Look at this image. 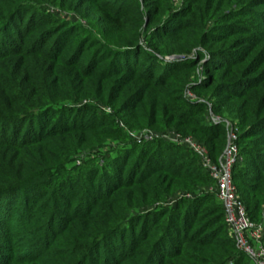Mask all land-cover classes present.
<instances>
[{
    "label": "trees",
    "instance_id": "16d2710c",
    "mask_svg": "<svg viewBox=\"0 0 264 264\" xmlns=\"http://www.w3.org/2000/svg\"><path fill=\"white\" fill-rule=\"evenodd\" d=\"M124 1L0 0V264H241L237 257H247L229 239L224 207L210 189L127 226L135 210L204 187L195 174L200 168L210 188L215 183L186 147L159 140L156 151L148 144L133 160L139 146L125 141L129 131L176 130L199 140L218 163L228 131L211 125L207 114L219 99L213 113L227 109L237 122L239 154L257 172L245 185L239 181L245 172L236 176L239 165L234 168V185L245 189L236 188L238 198L253 223L263 222L264 0L222 4L226 21L240 15L259 21L255 36L234 46L222 37L217 49L195 38L175 51L191 57L173 63L152 45L169 25L158 23V2L145 0L142 9ZM44 7L93 19L109 49L82 65L76 28L60 25ZM193 73L202 74V85L191 82ZM243 99L239 112L226 108ZM92 100L113 107V114L100 115ZM99 150L115 156L66 170L75 155Z\"/></svg>",
    "mask_w": 264,
    "mask_h": 264
},
{
    "label": "rangeland",
    "instance_id": "374dc122",
    "mask_svg": "<svg viewBox=\"0 0 264 264\" xmlns=\"http://www.w3.org/2000/svg\"><path fill=\"white\" fill-rule=\"evenodd\" d=\"M158 2L159 6L161 7V10L163 11L162 16L160 19H158V23H168L169 25L166 27L165 32L161 37L159 38H153L152 45L157 46L162 53H170V54H164L166 55V63H173V62H184L185 60H188L191 56L184 57L181 56V54H176L185 46L189 45L192 40L195 38H200L201 44H206L207 46H213L215 49L220 48L219 42H217L222 37H228L227 43L234 45L240 44L239 42L241 40H244L249 35L255 36L257 32H259L260 24L259 21L252 19L247 16H237L235 19L231 21H226V19H222L220 17L224 12V0H155ZM127 2V3H126ZM132 2H136L141 8L143 9V3L145 0H125L124 3L128 6H131ZM42 13H46L48 16L53 17V19L56 20V22H59L60 25H63L67 27L68 29L76 28L75 34H77L76 39L78 40V45L83 46L84 52L81 54L80 63L82 65L87 64V58L88 56L91 58L93 55H98L102 50L109 49V46L106 42L102 41L101 36L98 33V29L96 26V23L93 19L88 17H83L78 15L77 13L73 11H63L60 8L55 7H44L41 8ZM226 12V11H225ZM232 13V12H230ZM245 12L244 14H246ZM209 15H214L216 19H210ZM228 15V13L226 14ZM220 17V19H219ZM196 29H200V31H196ZM167 32V33H166ZM149 39L145 40V37L143 38V43L146 47H149ZM219 46V47H218ZM262 48L258 51L261 52ZM203 52V48H199L197 52ZM172 52V53H171ZM263 53V52H262ZM264 54V53H263ZM241 56V55H240ZM260 67L264 69V59L260 61ZM192 80L191 82H194L198 85H202V74L193 73L192 74ZM256 76V75H254ZM261 93L262 91H257ZM257 97V94H253L250 96V98ZM188 99H193L195 101L204 102L202 99H199L195 96H192L187 94ZM219 99H215L209 103L208 108V114H207V120L211 125H217V124H223L226 129L228 126L236 125L237 122H235L233 117L227 112V109H224L222 115H216L213 113L211 109V105L217 106V102ZM245 103V99L238 102L231 103L229 102L228 107L226 108H232L233 112H239V107L242 106V103ZM93 103L92 105L96 108H99L98 111L100 112V115L105 113L106 115H112L114 112L113 107L106 106L105 104H102L100 101H91ZM123 126V125H122ZM149 130V129H147ZM151 131L158 132V133H171L174 135H180L182 137L188 138V136H183L182 134L178 133L176 130H168V131H161L158 128H153ZM132 132V131H131ZM134 132V131H133ZM127 140L125 141L126 144H133L136 143L134 140L130 137L129 133H126ZM192 138L196 143L201 144L199 140ZM159 140H162L164 142H167L164 139H154L153 141L146 142V143H136L138 144L139 148L137 151L134 152L133 160L139 156L140 152L144 147L147 148L148 144L150 146L148 148H152L153 151H156L158 144L156 142H159ZM112 142H119L117 140H113ZM111 142V143H112ZM124 142V141H120ZM111 149V148H110ZM163 150L165 152H171L172 149L163 145ZM102 152V153H101ZM189 155V154H188ZM113 156H115L114 152L107 151H98L93 152L92 154H85V152H80L79 154L75 155L73 158H71L66 165V170H72L75 167L83 166L85 170L96 166V162H101L103 159H110ZM189 158H192L191 155H189ZM158 160V159H157ZM244 157L241 158V164H238L237 174L239 175V172L243 171L246 174L245 178H240V182H245V185H248L249 183V176H255L257 172L255 170H248L244 161ZM194 161V159H193ZM195 162V161H194ZM161 164H166L165 162L161 161ZM200 177L203 178L204 181H206V185L204 187L198 188L193 191H180L173 196V198L168 202L167 205H156V206H146L142 209H137L131 214L127 215L126 217V224L128 226V223H130L134 218H139L144 215L150 214L152 212H155L158 207H165L167 209H171L170 211L177 208L176 201L184 200L185 202L187 199L194 198L195 195H198L200 193H206L207 190L211 189L212 181L211 179L205 175L206 173L200 168L197 173ZM58 177V176H56ZM250 178V177H249ZM247 179V180H246ZM107 180V178H106ZM211 181V182H210ZM236 188L239 190H242L241 192H244L245 189H241L240 184L236 185ZM22 196V194L20 195ZM22 198V197H21ZM195 199V198H194ZM191 200V199H190ZM193 200V199H192ZM187 203L184 204V206L181 208L183 211L187 208ZM172 206V207H168ZM138 221L136 220V223ZM213 229L219 228V223L214 221ZM263 223V222H262ZM139 226L141 225V221L138 223ZM232 233L230 230H228V236L229 239L232 237ZM118 245V244H116ZM101 250H104V246L102 245ZM112 254V253H111ZM239 255L237 257L238 260H240L241 264H253V262L243 256ZM236 260V259H235ZM235 260H231L228 264H239L235 263Z\"/></svg>",
    "mask_w": 264,
    "mask_h": 264
},
{
    "label": "built area",
    "instance_id": "2783aa9c",
    "mask_svg": "<svg viewBox=\"0 0 264 264\" xmlns=\"http://www.w3.org/2000/svg\"><path fill=\"white\" fill-rule=\"evenodd\" d=\"M227 131V144L218 163L211 160L204 145L196 143L189 137L185 138L180 135L158 133L151 130L129 131V135L136 143L164 139L169 143L186 147L198 156L201 165L215 183L210 190L224 207L225 221L237 248L253 264H264V213L263 223H253L247 215L245 205L238 198L237 189L233 182V170L241 162L242 157L236 145L237 130L233 126H228Z\"/></svg>",
    "mask_w": 264,
    "mask_h": 264
}]
</instances>
